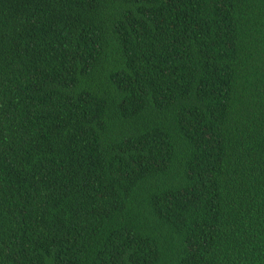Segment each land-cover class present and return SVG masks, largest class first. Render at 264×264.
<instances>
[{"label":"trees","instance_id":"1","mask_svg":"<svg viewBox=\"0 0 264 264\" xmlns=\"http://www.w3.org/2000/svg\"><path fill=\"white\" fill-rule=\"evenodd\" d=\"M0 264H264V0H0Z\"/></svg>","mask_w":264,"mask_h":264}]
</instances>
